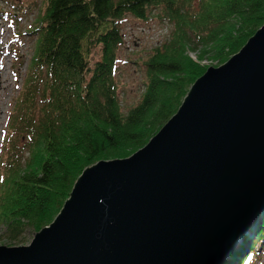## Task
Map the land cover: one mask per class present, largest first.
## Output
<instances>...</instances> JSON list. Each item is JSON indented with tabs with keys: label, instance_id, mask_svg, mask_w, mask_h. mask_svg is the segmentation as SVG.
<instances>
[{
	"label": "trees",
	"instance_id": "trees-1",
	"mask_svg": "<svg viewBox=\"0 0 264 264\" xmlns=\"http://www.w3.org/2000/svg\"><path fill=\"white\" fill-rule=\"evenodd\" d=\"M43 3L27 31L36 37L34 48L0 161V225L12 238L26 227L45 228L88 165L128 156L175 114L205 71L189 52L196 59L227 62L264 22V0ZM127 18L171 29L163 44L139 61L143 87L129 107L122 104L117 75L125 44L120 25ZM22 137L29 152L24 164L17 146ZM260 224L249 248L243 240L224 264H250L259 257L255 250L264 242V218Z\"/></svg>",
	"mask_w": 264,
	"mask_h": 264
},
{
	"label": "water",
	"instance_id": "water-1",
	"mask_svg": "<svg viewBox=\"0 0 264 264\" xmlns=\"http://www.w3.org/2000/svg\"><path fill=\"white\" fill-rule=\"evenodd\" d=\"M128 159L85 169L0 264H218L264 207V22ZM233 242V244H232Z\"/></svg>",
	"mask_w": 264,
	"mask_h": 264
},
{
	"label": "rangeland",
	"instance_id": "rangeland-1",
	"mask_svg": "<svg viewBox=\"0 0 264 264\" xmlns=\"http://www.w3.org/2000/svg\"><path fill=\"white\" fill-rule=\"evenodd\" d=\"M43 1L44 0H0V13L1 15H3V13L5 14V16H0V84L1 86L3 85V89H0V98L2 99H0V161L1 158L7 154L6 151L8 144L5 146L7 137L6 130L10 125V116L14 111L13 104L17 101L16 97L20 91L19 88L21 83L24 82V75L28 69L27 66L34 48L33 40L36 37L29 34L27 31L32 29V22L37 18L38 9L43 6ZM120 30L123 33L125 44L121 51V56H119L120 63L117 67V75L119 76L118 80H120V83L123 84L121 92L122 104L129 107L131 105H135L137 99L141 95L140 92L143 87V74L140 72L139 68V65L141 64L140 62H142L156 46L163 44L168 32H170L171 29H169V27L164 23L160 24V22L153 21L151 24L148 23L145 25H139L136 20L127 18L126 21L120 25ZM188 57L193 59L195 63L204 66L205 71L203 73H206L208 67H214L216 69L225 62H218L209 58H202V60L196 59L193 52H189ZM183 99H185V97H183ZM2 106L4 107L2 108ZM155 134H153V136ZM24 140L25 139L22 137L17 145L21 152V164H24L23 159L29 155L27 149L24 148ZM145 145H142L139 149L143 148ZM138 150L130 152L126 157L122 156L107 159L101 158L95 163L88 165L86 168L96 165L98 161L107 162L110 160L128 159L131 154H135ZM68 198L69 195L67 199ZM258 215L257 219L255 218L254 223H252V229H249V232L247 231L245 233L242 231L239 234L241 237L238 235L240 238H237V241H235L231 248L228 249L222 256V260L218 264H224V262L227 263L229 260L228 253L233 249L237 250L243 240L246 239V245L244 246H246L247 249L249 248V243L254 239L258 228L261 227L260 223L262 218H264V207L260 209ZM54 219H52V221H54ZM52 221L50 223H52ZM50 223L45 228L49 227ZM39 230L40 228L36 231L31 227H26L23 232L21 231L15 238H12L7 232V226L5 224L0 225V246L4 248H17L19 246L27 247L31 243L32 239H35V234H37ZM255 251H257L259 258L251 260L250 263L264 264V242H259Z\"/></svg>",
	"mask_w": 264,
	"mask_h": 264
},
{
	"label": "bare ground",
	"instance_id": "bare-ground-1",
	"mask_svg": "<svg viewBox=\"0 0 264 264\" xmlns=\"http://www.w3.org/2000/svg\"><path fill=\"white\" fill-rule=\"evenodd\" d=\"M2 72H3V71H2ZM5 72H6V71H5ZM4 74H5V73H4ZM4 74H3V76H4ZM5 79H6V78H5ZM4 84H5V83H4ZM6 85H7V84H6ZM2 86H3V85H2ZM2 86H1V84H0V89H3ZM5 87H6V86H5ZM3 98H4V97H3ZM0 99H1V98H0ZM1 100H2V99H1ZM2 103H3V102H2ZM3 107H4V106H2V108H3ZM1 114H2V113H1ZM1 120H2V119H1ZM257 214H258V213H257ZM257 216H259V215H257ZM256 219H257V217H256ZM254 221H255V219H254ZM254 221H252L251 223H249L250 226H249L245 231H243L244 233L247 232L249 229H252V227H253V224H252V223H254ZM248 232H249V231H248ZM240 233H241V232H240ZM240 233H239V234H240ZM239 234H238V235H239ZM239 236H240V235H239ZM240 237H241V236H240ZM240 237H239V238H240ZM236 241H237V240H236ZM232 244H233V242H232ZM229 249H230V248H229ZM226 252H227V251H226ZM226 252H225V253H226ZM222 256H223V255H222ZM221 260H222V257H221ZM221 260H220V261H221ZM223 262H224V261H223ZM223 262H222V263H223ZM218 263H220V262H218Z\"/></svg>",
	"mask_w": 264,
	"mask_h": 264
}]
</instances>
